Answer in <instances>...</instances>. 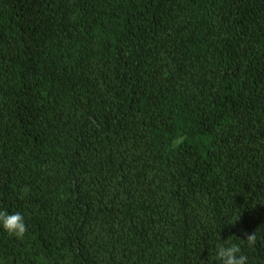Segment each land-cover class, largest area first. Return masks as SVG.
I'll return each mask as SVG.
<instances>
[{
  "label": "trees",
  "instance_id": "trees-1",
  "mask_svg": "<svg viewBox=\"0 0 264 264\" xmlns=\"http://www.w3.org/2000/svg\"><path fill=\"white\" fill-rule=\"evenodd\" d=\"M3 264H264V0H0Z\"/></svg>",
  "mask_w": 264,
  "mask_h": 264
},
{
  "label": "clouds",
  "instance_id": "clouds-1",
  "mask_svg": "<svg viewBox=\"0 0 264 264\" xmlns=\"http://www.w3.org/2000/svg\"><path fill=\"white\" fill-rule=\"evenodd\" d=\"M0 228L10 236L22 239L27 231L25 217L20 212H9L6 209H0ZM257 242L256 233L246 234L241 241L232 243L225 241L215 247L216 264H250L249 257L242 249V245L248 248L255 246ZM0 264H3L0 261Z\"/></svg>",
  "mask_w": 264,
  "mask_h": 264
}]
</instances>
